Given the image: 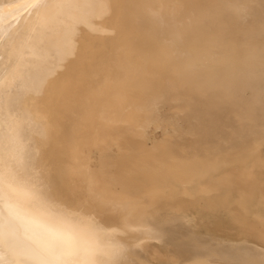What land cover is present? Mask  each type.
Wrapping results in <instances>:
<instances>
[{
	"label": "bare ground",
	"instance_id": "bare-ground-1",
	"mask_svg": "<svg viewBox=\"0 0 264 264\" xmlns=\"http://www.w3.org/2000/svg\"><path fill=\"white\" fill-rule=\"evenodd\" d=\"M257 2L0 0V264H24L34 238L55 233L57 222L46 204L56 203V195L32 177L24 155L36 164L39 151L42 157H49L44 159L65 161V177L77 184L81 193L94 196L96 193L87 190L111 175V185L117 190L110 189V196L100 193L96 201L100 195L116 197L120 189L129 194L142 189L148 193L144 201L137 202L146 203L148 199L144 205L149 204L153 210L148 209L140 218L123 216L122 223L117 221L124 213L118 212L119 216L111 212L110 199L101 198L96 204L93 200L97 206L91 207L100 208V217L112 224L101 218L100 222L121 232L122 238L135 240L140 250L135 252L133 264H150L144 247L171 237L163 214H169L175 206L183 210L180 212H225L232 206L227 194L234 192L241 200L233 205L239 211L233 217L235 228L243 232L241 228L249 221L264 226V207H253L247 200L249 192L260 188L258 182L253 183L249 169L251 165H264L259 150L264 143V12ZM248 18L255 23L242 28L241 20ZM139 68L142 71L138 72ZM113 78L121 80V85L113 86ZM94 81L102 84L95 86ZM143 91L145 95H141ZM164 92L172 95L174 113L180 116L186 102L228 106L244 126L253 129L252 147L223 161L191 159L196 144L184 139L183 129L172 124L168 131H162L160 140L148 146L147 124L158 119L157 105ZM83 94L86 96L80 99ZM19 98L24 110L36 100L45 113H33L34 119L33 108L26 114L20 113L21 108L14 114L10 104ZM18 113L22 119L15 118ZM41 118L50 125L39 128L37 121ZM99 128L111 138L108 145L115 146L111 149L114 155L119 153L115 172L111 168L94 173V164H101L99 159L73 154L88 143V135H100ZM26 129L32 144L39 143L37 152L33 145L24 144ZM86 135L88 140L83 139ZM63 139L69 143L63 145ZM107 146L99 148L103 152ZM41 173L37 170L35 175ZM181 189L182 196L177 197ZM198 196L206 203H199ZM58 203L70 208L67 203ZM128 203L120 205L125 208ZM150 226L156 230V237L146 243L142 233ZM167 246L182 251L176 264H264L263 250L252 242L238 245L187 233Z\"/></svg>",
	"mask_w": 264,
	"mask_h": 264
},
{
	"label": "rangeland",
	"instance_id": "rangeland-1",
	"mask_svg": "<svg viewBox=\"0 0 264 264\" xmlns=\"http://www.w3.org/2000/svg\"><path fill=\"white\" fill-rule=\"evenodd\" d=\"M257 3H258V7L264 12V0H258ZM15 69H17V66H15ZM56 69L59 70L62 68L56 66ZM73 69L70 68L69 70L73 71ZM86 70L88 71V69H86ZM86 70L84 69V71H86ZM74 71H75V69H74ZM137 71L140 72V71H142V69L139 68ZM95 79H96L95 81L98 82V78H95ZM113 80L115 82H113ZM16 81L17 80L14 79L13 83H15ZM95 81L93 82V85H95V86L98 84L99 85L102 84V83H95ZM111 83L115 84L113 86L118 87V85L119 86L121 85V80L118 82L117 78H113ZM12 84H10V85H12ZM141 87L142 86H138V90L142 89V90L146 91V94L148 95L147 90H145ZM143 92L141 95H143V94L145 95V92L144 93ZM165 92L162 93V95L160 97L161 104L157 105V111L159 114L158 119H152L147 124L146 130L148 132V140H147L148 146H150L153 141L160 140V138L162 136L160 134H162V131L163 130L168 131L169 130V124H172L174 126H179L183 129V131L186 133V136L184 139L189 138L192 141H194V143L196 144V148H195V151L192 152L191 159L197 158L198 160H201L203 162H207L211 158H216L219 161H223L229 157H232L233 155H235L237 153L246 152L252 147L253 142L251 141V137L254 135L253 129L244 126V124L241 123L232 114V112L230 111L228 106L215 105V104L210 103L209 101L186 102L180 108L181 109V112H180L181 116H180V115H176L174 113V108L176 106H174V103L172 102V100H173L172 95L166 94ZM84 96H86V95L83 94V96H79V97H80V99H82L81 97L84 98ZM18 100L19 101H17V99L13 100V101H11V104H10V107L15 110L14 114L19 112L18 110H20L23 107L22 98H19ZM16 101L18 103H20V104L22 103V104L19 106ZM14 104H16V105H14ZM30 104H32V105L34 104L33 106L31 105V107H30V108H33V110L30 108L28 110L27 109L24 110L25 108H22L24 111H22V109H21L20 113L24 112V114H26L28 111H30L29 113H31V110H32V114L37 112L36 114H38V116H41V114L45 110V109H43L44 107L42 106L39 108L38 101L36 102V100H32L30 102ZM162 104H164V105H162ZM14 106L16 108H14ZM17 107H19V108H17ZM35 108L37 109V111L34 110ZM40 110H43V111H41V113H40L39 112ZM121 111L128 112V111H124V109H121ZM121 111H119L118 114L122 113ZM129 111H131V109H129ZM20 113L15 115L16 119H22V117L18 116ZM34 116L35 115L33 114L32 117L35 119ZM37 122H38L37 125L39 128H44L46 125H50L43 118L39 119ZM99 129H101V128H99ZM101 130L100 131L98 130V132H100V135H99V133L98 134L92 133L93 135H88V137H91L90 140L93 138L91 140V143L89 142L90 140L86 141V142H88L87 144L84 143L83 146L79 147V149H78L79 153L75 151V152H73V154H78L79 156L85 157L86 159H93V158L99 159V162L101 164L100 165L94 164V167H93L94 173L95 172L96 173L101 172L102 170L111 169V168L115 172V167L117 165L116 158H117V155L119 153H117V155H114V153L111 151V149L115 146L108 145L110 143L111 138L108 137L107 135L105 137V135L102 134V133L105 134V130H104V132H103V130L102 131ZM27 131H28V129L25 130L24 135H23L24 140H26V141H24L25 142L24 144L25 145H33L32 147H34L35 152H37L38 149H40L39 143L33 140L34 143L32 144L31 140L28 139L29 136L27 135ZM96 135H98V136H96ZM101 135H102V137H101ZM96 138L101 143L97 142L98 144H96L95 142L98 141ZM105 138H108V141H107L108 143L106 142ZM83 139H87V135ZM103 139L105 140V142L107 144L103 141ZM63 141H62L63 145L66 144V142L69 143V141H66L64 139H63ZM89 143L91 145H89ZM100 144L102 146H100ZM96 146H97V148H96ZM105 146H107V148L105 151L102 152V150H100V148H103ZM73 148H76V147H73ZM98 150H100V151H98ZM126 150H127L126 152H128L130 149H126ZM176 150H177V147L176 148L174 147V151H176ZM259 150L261 152L262 159H264V143L261 144ZM80 152H81V155H80ZM41 154H42V151L41 152L39 151L37 154L38 159L41 160V161L38 160V162L36 163L37 166H36V164L31 162V160L28 158V156L26 154H24L25 159L26 160L28 159L27 169L29 168L28 170L31 173L32 177L37 182L41 183L48 193L50 192V193H53L56 195V198H54L56 203H58V201H60L62 203H67L70 206V208L79 207L80 209H82L81 212L90 214L92 216L95 215V217H97V219L99 221L101 218L102 222H106V223H110V224H112V223L107 221L103 217H100V214H101V212H99L101 210L100 208L92 209L93 207L97 206V205L95 206L96 202L98 203V201L99 202L102 201L101 198H104V197H106V201H108L109 199L111 200V201L109 200V202H111V204H112L110 206L111 212L114 211L115 214L116 213L118 214V212H119V214L124 213V215H121V216L118 214L120 217H119V220L117 221V223H122L125 220V218H127L126 216L128 214H129L128 217H130V218L131 217L133 218V216L135 218H140L141 216H143L144 214L149 212L148 209H151V211L153 210V208H151L149 206V204L144 205L145 202L144 203L143 202H137L140 200L144 201L146 196H147L146 194H148V193H146L145 190L143 191V189L139 193H138V191H133L132 194L131 193L129 194V192L126 193L122 189H120V193H117L118 196L115 195L116 197H113L114 195H112L111 198H109L108 196L102 197L103 195H107L108 191H110V189L117 190L116 188L114 189L111 185V182L109 179V178H111V175H108L105 177V179H106L105 182H103L101 184L98 183L94 186V188H91V190H87L88 192L96 193L94 196L81 193L80 188L78 187L77 184L73 183L71 180L68 181L66 179V177H65V164H66V162L65 161H64V163L60 160H58V161L56 160V162H54L55 160L50 161L51 159H44L46 156L44 155L42 157ZM40 156H41V158H40ZM46 158H49V157H46ZM53 163H54V165H53ZM41 164H42V166H41ZM44 164H46V165H44ZM50 164H52V165H50ZM46 167H48L47 168L48 171H47ZM251 167L252 168L249 169L248 173H250L252 175L251 179L253 180V183L258 182V184L260 185V188L258 189V191H255L253 193L249 192V193H251V197H250V195H248L249 194L248 193L247 194V200L251 202L253 207H255L256 205H257L256 207H258V206H260V204L264 207V165H259V166L251 165ZM36 168H38V169H36ZM100 169H102V170H100ZM122 169H124V168H122ZM37 170L40 173L41 172L42 173L35 175V172ZM125 170L126 169H124V171ZM238 172L239 171L234 172L235 175L232 176V182L234 184L236 183L235 181L237 180ZM248 173H246V174L248 175ZM215 180L217 181L219 179L216 178ZM215 190H217V189H215ZM261 190H263V192H261ZM178 191H179V189H178ZM123 192L125 194H123ZM142 192H144V194H142ZM147 192H148V190H147ZM182 192H183V190L181 189V192H177L176 196L181 197ZM100 193L103 194V195H100V197H101L100 200H99V197H97L98 199L96 198L97 201L94 200V198L97 195H99ZM217 193H219V194L223 193L224 194V192H220L218 190H217ZM231 193H233V194H231ZM120 194L124 195V196L122 195V197H121L123 199L121 201V203H123V201H125L127 203L129 201H132V202H130V204L128 203L130 206H128V207L125 206V208H124L123 206L120 205L121 204L120 203L121 199L119 196ZM234 194H236V193L230 192L227 194V196L229 195L228 197H230L229 200H231L230 204L232 206H231V208H228L225 212H215V214H214V213L202 211L200 209H195L193 211L191 210V211H187V212L186 211L180 212V210H182V209L177 208V206H175L176 208L173 207V208L169 209V214H167L168 212H166L165 214H163L164 215L163 217H164L165 221H167V223L170 226V229L172 232L171 237H169V239L165 240V242H164L165 244L164 243H158L157 244V243L152 242V243H149V247H144V251L148 254V258H146L147 262L150 264H164L166 262L176 264V262H178L180 260V256L182 254V251L178 250V249H172V248H170V246H167V244L172 243V241L177 239L179 237V235L181 236V235L187 234V233H191V235H197L201 239L217 240L219 242L220 241L221 242L228 241V242H231L232 244L235 243L238 245L249 244L250 242H252L254 247H257V248L263 250V252H264V226L259 227V226L254 225L253 222L249 221V222H246V224L248 223V225L250 224V226L244 225L243 228L240 227L242 230L245 229L243 232L241 230H238L237 228H235V223L233 222V217L236 214H238L239 211L237 209H235L234 208L235 206H233V205H237L239 202H241V200L239 199V196H237V194L236 195H234ZM255 194H256V196H255ZM133 195H134V197H132ZM140 195H144V196H141V198H140ZM194 195L196 196L198 194L195 193ZM194 195H192L193 196L192 198L195 197ZM125 196L127 198L129 196L130 199L124 200L123 197H125ZM176 196H174V198L179 199V198H176ZM112 197H113V200H112ZM117 197H119V199ZM200 197L198 196V199L200 198L201 200L199 199L200 200L199 201L197 199V201H199V203H202V205H203V203L205 204L206 201L202 202V200H204V199L202 196H200ZM256 197H258L259 199ZM107 198H108V200H107ZM255 198H256V200H255ZM116 199L119 201L120 204L118 203V201ZM93 200L95 203L94 205H93ZM253 200H255L254 203L252 202ZM112 201H113V203H112ZM149 201L150 200L147 199L146 203ZM134 203L136 205H133ZM138 204L142 205V207L141 206L139 207ZM118 205H120L121 207ZM134 206H135V208H134ZM116 207H118L119 209ZM121 208H122V210H120ZM126 208H127V210H126ZM143 208L144 209L147 208L146 212ZM87 209H90V212ZM124 210H125V212H124ZM164 211H166V210H164ZM125 213H126V215H125ZM123 216L125 218H123ZM228 216H229L230 220H229ZM230 221L233 223H231ZM246 227H247V229H246ZM257 231L259 232V235H257ZM250 233L252 234V236H250L251 235ZM248 234H250V235H248ZM254 243L257 244V246H255Z\"/></svg>",
	"mask_w": 264,
	"mask_h": 264
},
{
	"label": "clouds",
	"instance_id": "clouds-1",
	"mask_svg": "<svg viewBox=\"0 0 264 264\" xmlns=\"http://www.w3.org/2000/svg\"><path fill=\"white\" fill-rule=\"evenodd\" d=\"M46 207L57 222L55 233L34 238L24 264H133L140 250L133 238L124 239L96 217L66 205L48 202ZM142 236L151 242L156 230L150 226Z\"/></svg>",
	"mask_w": 264,
	"mask_h": 264
},
{
	"label": "water",
	"instance_id": "water-1",
	"mask_svg": "<svg viewBox=\"0 0 264 264\" xmlns=\"http://www.w3.org/2000/svg\"><path fill=\"white\" fill-rule=\"evenodd\" d=\"M254 8H256V7H254ZM254 23H255V21H253L252 19L248 18V19L241 20L240 24H241L242 28L246 29V28L252 26V24H254ZM162 105H164V104H162Z\"/></svg>",
	"mask_w": 264,
	"mask_h": 264
}]
</instances>
